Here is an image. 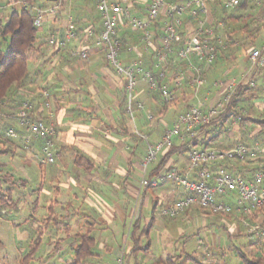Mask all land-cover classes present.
<instances>
[{
  "label": "crops",
  "instance_id": "0c3cea01",
  "mask_svg": "<svg viewBox=\"0 0 264 264\" xmlns=\"http://www.w3.org/2000/svg\"><path fill=\"white\" fill-rule=\"evenodd\" d=\"M13 2L14 0H4L0 3V19H6L9 6ZM57 3L59 11L56 16H46L39 29L38 45L41 46L39 50L30 53L27 79L11 98L0 104L3 123L0 129V155L10 154L11 161L20 166L17 169L21 175L10 173L2 167L1 170L12 177L10 185L23 188L26 195L23 199L11 197L13 205L10 207L16 211L17 216L15 213V216H10L12 218H7V212L3 210L5 215L0 217V226L8 223L13 231L15 254L10 259L14 264H22L27 249L22 248L16 241L27 239L29 235L23 231L18 234L16 240L14 231L19 225L29 222L27 225L39 233L35 238L36 243L31 242L34 248L39 243L40 236L43 237L50 229L47 234V246L50 245L47 251L50 254L47 255L45 264H75L74 251L80 243L79 235L84 233L94 239L93 255L78 264H115L122 251L125 253L126 264H163L169 258L182 256L195 260L192 264L212 263L209 257L214 254L213 250H216L219 244L215 240L216 226L211 225L208 229L207 220L210 216L220 220L222 225L230 229V239L236 230L237 224L234 225L233 222L238 213L232 211L233 213L225 215H211L208 210L193 206L176 217H165L160 213L161 207L172 204L182 197L183 193L171 182L161 183L157 188L141 187L140 182L142 178L150 179L166 171L195 177L197 169L189 170L187 156L182 158L183 153L188 155L190 148L220 151L230 149L238 143L258 144L254 138L257 132L251 121H239L243 117L259 118L248 115V110L239 112L240 105L237 104L233 110L234 116L229 120L230 127L225 130L227 137L223 139L222 132L214 139L217 132H213L209 126L197 128L192 139L188 136L175 137L171 149L162 150L144 172L141 162L145 155L146 142L134 135L133 129L143 134L150 143L158 141L170 127L157 117L164 116L169 105L167 104L164 112L159 115L164 104L160 102L158 93L149 91L143 83H139L134 91V98L142 102L144 108L134 112L132 123L125 110V80L115 73L107 63L104 52L96 49L91 40L82 41L81 37L80 40L68 42L62 49H49L47 38L52 34H61L67 28L68 17H71L70 21L83 35L86 28H92L96 33L101 30L94 0H48L47 3L40 2L38 5L49 8ZM211 9L215 19L219 12L218 7L212 5ZM253 10L252 8L249 11L250 18ZM134 13L139 17L143 15L139 7H136ZM77 19L80 21L76 22ZM245 19L247 18L234 23L236 26L241 24L242 27ZM185 26L191 25L185 22L184 32L187 28ZM255 26L259 27L258 23ZM152 31L156 33V29L152 28ZM253 31H257V34L247 36L257 37L258 28ZM118 36L127 45L140 46L139 34L128 26H120ZM263 45L264 36L260 46L252 49L261 48ZM235 46L239 49L238 42H235ZM82 48L87 50V56L83 60L74 54ZM223 49L225 50L217 54L211 66L202 69L203 84L197 90L189 86V66L180 63L174 56L169 57L164 64L155 61L152 51L142 54L141 58L143 65L149 70L156 72L158 67L165 68L174 103L192 101L183 112L197 101L201 102L202 111L206 112L227 93L234 92L239 85L244 89L243 94L238 97L239 102L248 96V99L255 102L247 108L256 107L260 110L262 105L257 102L258 96L254 93L262 89L258 88L255 82L257 78L264 76V69L253 65L245 51L244 61L248 68L241 67L237 52L233 54L227 51V47ZM133 57V53H123L121 59L124 63H129ZM191 61L194 66L202 67L196 58L192 57ZM176 65L180 66L177 68ZM180 67L184 68L185 79L175 85L171 79L175 70ZM233 69H236V74L231 77ZM211 79L214 81L211 82ZM24 101L32 105V119L42 120L53 126L56 131L55 161L52 165L37 164L40 169V172L36 173L38 184L34 182L35 187L32 189H26L27 182L32 183L29 164H34L32 154L38 153L40 143L31 140L29 148L24 147L28 135L16 120V113ZM148 115H151V120H148ZM246 124L254 126L251 133H246ZM7 128L13 129L16 136L5 137L4 130ZM171 151L170 155H166ZM253 165L255 166L254 163L244 162L243 166L239 167L238 164L232 163L227 164L225 168L231 169L232 172L242 171V174L249 178L253 173ZM13 169L15 171V168ZM47 176L51 180L45 188L42 180ZM235 199L232 194L222 198L232 206L236 205ZM25 206L28 212L20 215ZM42 228L45 229L43 234L40 233ZM199 232L210 233L213 246L208 245L205 236L208 248L203 249L204 252L198 261V253L194 252L193 256H189L183 243L192 241Z\"/></svg>",
  "mask_w": 264,
  "mask_h": 264
},
{
  "label": "built area",
  "instance_id": "2783aa9c",
  "mask_svg": "<svg viewBox=\"0 0 264 264\" xmlns=\"http://www.w3.org/2000/svg\"><path fill=\"white\" fill-rule=\"evenodd\" d=\"M243 1L256 3L258 0H94L101 30L96 33L92 28H86L83 35L70 21L71 17H68L67 28L59 35H50L47 38V47L57 50L64 48L70 41L80 40L81 37L82 41L91 40L96 49L104 52L107 63L115 73L124 78L125 110L133 123L134 112L142 111L144 108L142 102L134 98V91L139 83H143L149 91L158 93L162 104H169L173 100L165 68L158 67L156 72L147 69L143 65L141 55L152 51L158 64H164L171 56L180 63H186L190 69L189 86L197 90L203 84L202 69L215 62L218 46L224 47L219 34L224 23L220 19L217 21L214 19L211 6L216 5L220 12H229ZM17 5L28 7L32 12V8L22 1H14L8 11L14 12L18 8ZM136 7L142 9L141 17L134 13ZM58 11L59 3L49 8L35 7L34 26L39 29L46 16H56ZM185 22L189 23L192 29L187 35L183 34ZM120 26H128L137 32L140 36V46L123 43L118 36ZM152 28L156 29L157 34ZM123 53H133L134 57L129 63H124L121 59ZM74 54L83 60L87 56V50L82 48L76 50ZM192 57L196 58L202 67L194 66ZM248 59L257 68L263 69L264 45L251 49ZM184 77L185 72L176 69L171 80L178 85ZM232 92L227 93L206 112L202 111V104L197 101L179 114L172 126L154 143L148 142L147 138L134 128V135L146 142V151L141 162L143 171L145 172L156 160L162 150L171 146L173 138L188 136L192 139L197 128L206 126L219 112L224 111ZM31 111L32 105L24 101L16 113L17 122L28 135L24 147L29 148L31 140L38 141L39 151L32 154V161L40 166L52 165L55 161L56 131L44 121L32 119ZM147 118L152 119L151 115ZM2 126L0 114V129ZM4 136L13 138L16 133L13 129L7 128L4 130ZM257 159L264 160V146L258 144L248 147L238 143L230 149L220 151L190 148L187 167L189 170L197 169L195 177L166 171L150 179L142 178L140 186L157 188L161 183L171 182L183 193V196L172 204L161 207L160 213L165 217H176L193 206L206 209L212 214H228L235 211L249 215L264 206V170L255 171L249 180L237 172H229L223 166H217L214 170L207 166L215 162L236 160L244 163ZM231 194L236 197L235 206L222 200ZM3 215L5 212L0 209V217ZM115 264H126L124 251L120 252Z\"/></svg>",
  "mask_w": 264,
  "mask_h": 264
},
{
  "label": "rangeland",
  "instance_id": "374dc122",
  "mask_svg": "<svg viewBox=\"0 0 264 264\" xmlns=\"http://www.w3.org/2000/svg\"><path fill=\"white\" fill-rule=\"evenodd\" d=\"M14 1H19L21 2L22 0H14ZM253 6V11L251 12L252 18H250V21H252V23L254 22V25L256 23H258V36L256 37V41L255 44L256 45H251L252 42V37L251 36H247V34L245 33H240L241 30H238V27H241V24H239V26H236L235 23H228L227 27L220 30L219 34L221 36V39L223 41V45L226 43L225 37L222 34V31H225V29L227 30V33H231V41L234 42H238L239 46L241 47V49H235L237 48L236 46H234L233 44H231L230 42L228 43V47L227 51H230V53L236 54L237 52V56H238V63L241 67H247V63L244 61L245 60V53L249 54L250 50L256 46H260V44L262 43V38L264 36V0H258L256 3L254 2L253 4H251ZM18 7H20V5H17ZM187 25V24H186ZM187 27L185 30V32H183L184 35H187L190 32V26H185ZM236 29L238 30L236 33L232 34V29ZM40 29V28H39ZM38 29V32H39ZM257 31H253L252 35H256ZM225 47V46H224ZM231 49V50H230ZM235 49V50H234ZM234 50V51H232ZM238 50V51H237ZM244 50V51H243ZM229 53V52H228ZM249 67L250 64L248 63ZM180 65H178L179 67ZM177 67V65H176ZM177 67V68H178ZM181 70L184 71V68L180 67ZM235 70L233 69V73H231V77L233 75H235ZM206 78V76H204ZM214 78V77H213ZM228 78V77H227ZM185 79V78H184ZM214 81L213 79H211V82ZM256 85L258 88H261L262 91H259L257 93V91L254 93L258 96L257 102L262 105V108L259 110L258 108L254 107L255 109H253L252 107L247 108L249 106H251L252 104L254 105L253 99H248L247 97L244 99H240V102L238 103L240 105V107L238 106V111L241 112L243 110H248L246 111L248 115H251V117H257L259 119H264V76H261L259 78L256 79ZM249 94V92H247V95ZM192 101H188V102H177L174 104H171L167 107L166 113L164 114V116L161 117H157L158 119H161V121H163L166 125H168L169 127L172 126V123L174 121V119L176 118V116L178 114H180L181 112H183L186 109V106L191 103ZM242 107V108H241ZM241 113H244L241 112ZM155 117V115H154ZM135 119H136V126H139V123L137 122V115H135ZM230 127L229 123H227L225 125V130H227ZM244 129L246 131V133H251L252 129H254V126L252 124H246L244 126ZM145 134H147L146 131H144ZM255 135L254 138H258L257 142L258 145H261L259 143H262V145H264V127H260L258 125H255ZM223 139L225 137H227L226 132L222 133ZM244 144V143H243ZM186 156L188 157L187 153H183L182 158L185 159ZM12 157L10 154H1L0 155V166L2 168H4L6 171L10 172V173H14L15 175H21V173H19L18 171V167L20 168V166H18L15 162L11 161ZM236 160L233 161H227L226 164L230 165V164H238V166L240 167V165L243 166L242 162H239ZM29 166H31V170H30V175L32 178V183L31 182H27V188L26 189H32L35 187L34 182H36V185L38 184L37 182V176L36 173L40 172V169L38 167V165L36 163L34 164H29ZM27 167V165H26ZM252 167V166H250ZM254 167V165H253ZM15 168V171H13ZM230 168V166L228 167ZM247 169H251V168H247ZM18 171V172H17ZM29 171V170H28ZM33 173V175H32ZM50 177L47 176L42 180V184L45 188H47L49 186L50 183ZM33 186V187H32ZM8 188H11V197L12 199H14L16 196L23 199L26 198V195L24 194V190L23 188H19L18 186H12L9 184H4V183H0V194L5 193V190H7ZM19 205V203H18ZM0 209L1 210H5L7 212V218H12L10 216H15L16 211L13 210L12 207L1 203L0 202ZM28 212L27 207L25 206V208L22 210V212H20L21 214H26ZM235 213V211H233ZM231 212V213H233ZM230 214V213H228ZM237 214V213H236ZM18 214L16 213V216ZM212 215V213H211ZM216 215H225V214H216ZM243 213H238L237 214V218L234 219V225H236V230L233 233V235H231L230 239H228V233H230V229H228L226 226L222 225L221 221L218 220L217 218H215L214 216H210L209 219L207 220V227L208 229H210L211 225L216 226V232H215V240L217 242V244H219V247L215 248L216 250H213L212 255H210L209 259L212 260V263H208V264H240V260L237 256V251L235 249H238V251L244 253L245 255H247L248 257H252L254 255L261 254L264 255V242L262 241L261 237H263V235H261L263 228H262V224L260 221L263 220V215H261L260 219L258 221H253L251 218L250 219H246ZM45 223V222H44ZM29 222H26V224H21L19 225V227L15 228L14 231V235L15 238L17 240V236L19 233L26 231L29 235V237H27V239H21V240H17L16 242H18V244H20V246L24 249H27L25 252V255L32 249V241H35L36 236L39 234L38 232L32 230L30 228ZM200 224V222H199ZM43 227V226H42ZM44 228V227H43ZM42 228V231L40 232L41 234L44 233L45 229ZM52 231V230H51ZM50 232V229L47 230V232L44 234L43 237L40 236L39 239V243H37L35 245V253L33 255L32 260L30 261V264H45L46 260H47V255L50 254V252L47 251V248H50V245L47 246L48 241V236L47 234ZM53 232V231H52ZM55 232V230H54ZM204 233V232H203ZM202 232H199V235H196V237L189 242H184L183 244H185V252L189 255V256H193L194 252L198 253L197 259L198 261L200 260V257L202 256L201 254L204 252L203 249H206L208 247H206V239L205 236L207 237V242L209 246H213V238L211 236L210 233L207 234H203ZM241 235V236H239ZM233 236V237H232ZM262 243H260V242ZM0 264H14L12 259H10L11 256H13L15 253L13 252V231L12 228L10 226V224H6L1 225L0 226ZM179 246H181V243L179 242ZM231 246H234L233 248ZM211 247H209V249H211ZM220 248H223L224 250H220ZM232 248V249H230ZM62 252V251H61ZM225 252V253H223ZM64 253H62L63 255ZM24 255V256H25ZM200 256V257H199ZM186 256H182L181 258H179V262L184 261ZM199 257V258H198ZM196 259V261H197ZM193 259H191L190 261L187 262V264H192ZM178 262V263H179Z\"/></svg>",
  "mask_w": 264,
  "mask_h": 264
},
{
  "label": "trees",
  "instance_id": "16d2710c",
  "mask_svg": "<svg viewBox=\"0 0 264 264\" xmlns=\"http://www.w3.org/2000/svg\"><path fill=\"white\" fill-rule=\"evenodd\" d=\"M4 0H0V3ZM58 0H54V2H57ZM23 3H25L27 6H30L32 8V12H29L28 7H24L23 5H20L17 9H15L14 12H8L6 19H0V104L4 103L6 99H9L13 96L16 89H18L24 81L27 79L29 75V60L31 58L30 53L39 50L41 45H38V37L39 32L38 29L34 26V15H33V9L41 3H47L48 0H22ZM251 2L243 1L241 2L237 7H235L232 11L229 12H218L216 14L215 19H220L223 21L225 28L227 27L228 23H234L237 20L247 18L245 21H243V26L239 29L243 33H246L247 35L252 34L253 30H256L257 26L254 25V22H249V14L250 10L253 8ZM80 20H76V22H79ZM232 34L236 33L237 30L234 28L232 29ZM222 34L225 37L226 43L223 45L227 48L228 43L231 39V33H227V30L222 31ZM256 36H253L251 45L255 44ZM231 44H235L234 41L230 42ZM235 46V45H234ZM223 47V48H225ZM221 46H218L217 52L222 53L225 49H223ZM236 49V48H235ZM234 49V50H235ZM238 49V48H237ZM241 49V47H239ZM231 50V49H230ZM232 50V51H234ZM244 51V50H243ZM230 52V51H229ZM264 69V68H263ZM243 87L241 85L237 86L234 89V92L232 93L230 100L224 109V111H221L214 117L210 122L206 125L209 126L213 132H217V134L213 137L214 139L217 138L222 132H225V125L230 122L229 121L233 116V110L237 106L239 102V96L243 94ZM175 102V99L171 101L168 105ZM167 104L162 106L161 112L158 113L161 115ZM251 121V123L255 126L258 125L260 127H264V119H251L250 117H243L240 119L239 122H246ZM241 123V124H242ZM258 139V138H255ZM212 140V138H211ZM197 144V142H194ZM246 146L251 147L250 143H244ZM264 146L262 143H259ZM171 146L166 148V150H170ZM172 151L166 155H170ZM226 162H215L210 163L207 167H210V169L214 170L217 166H223L226 167ZM246 163H254V169L252 172L254 173L257 170H264V160L257 159V161L247 160ZM227 168V167H226ZM225 168V169H226ZM229 172H232L231 169L228 170ZM242 177L247 178L245 175H243L242 171L237 172ZM252 173V174H253ZM252 174L249 178L251 179ZM12 177L8 174L2 173L1 166H0V183H6L11 184ZM11 188H8L5 190V193L0 194V202L4 203L8 206H12L13 202L11 201ZM226 197V196H225ZM261 215L264 216V206L260 209L254 211L252 214L249 215H243L246 219H252L253 221H258L261 217ZM262 224L263 231L261 235L262 241L264 242V217L263 220L260 221ZM79 245L76 247L74 253V259L75 264H78L80 261L84 260L85 258L93 255V244L94 239L91 235H88L87 233L79 235ZM260 242V241H259ZM262 243V242H260ZM237 251V256L239 258L240 264H264V255L256 254L252 257H248L244 253L238 251V249H235ZM35 253V248L32 245V249L23 257L22 264H30V261L33 258V255ZM180 257L176 258H169L167 259L163 264H187L188 261L191 260L190 257H186L184 261L179 262ZM195 261V260H193ZM179 262V263H178Z\"/></svg>",
  "mask_w": 264,
  "mask_h": 264
},
{
  "label": "water",
  "instance_id": "95a60500",
  "mask_svg": "<svg viewBox=\"0 0 264 264\" xmlns=\"http://www.w3.org/2000/svg\"><path fill=\"white\" fill-rule=\"evenodd\" d=\"M49 1H52V0H49ZM29 12L31 13V11L29 10Z\"/></svg>",
  "mask_w": 264,
  "mask_h": 264
}]
</instances>
